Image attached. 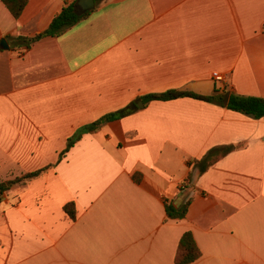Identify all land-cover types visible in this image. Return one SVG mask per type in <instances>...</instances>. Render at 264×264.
Wrapping results in <instances>:
<instances>
[{"label": "crops", "instance_id": "0c3cea01", "mask_svg": "<svg viewBox=\"0 0 264 264\" xmlns=\"http://www.w3.org/2000/svg\"><path fill=\"white\" fill-rule=\"evenodd\" d=\"M78 1L27 0L16 19L0 0V181L50 168L1 198L0 264H176L187 232L192 264H264V118L139 101L63 156L81 127L150 94L264 98V0H95L60 37L17 44ZM166 201H191L186 218Z\"/></svg>", "mask_w": 264, "mask_h": 264}, {"label": "trees", "instance_id": "16d2710c", "mask_svg": "<svg viewBox=\"0 0 264 264\" xmlns=\"http://www.w3.org/2000/svg\"><path fill=\"white\" fill-rule=\"evenodd\" d=\"M6 7L11 11L13 16L18 19L25 7L27 6V0H2ZM91 11L86 13H80L77 8V3L67 5L63 11L54 18L48 30L38 34L33 37H23L19 36L16 38L17 44H23L26 48H29L32 44L47 38V37H60L67 30L76 26L79 22L86 19L90 15ZM181 98H193L201 100L207 103L216 104L221 107H224L228 110L238 112L249 116L253 119L260 120L264 118V98L261 97H251V96H240L236 94L228 93L218 95L214 94L213 96H202L192 92L180 91V90H169L163 93H155L147 95L137 102H133L128 107L119 110L114 113H110L102 117L101 119L81 127L77 132L68 140V145L63 153V156L70 151L71 148L78 143L83 135L96 132L102 124L106 122H112L126 118L137 111L138 102L142 101L144 104H148L152 101H172ZM236 147H222L213 149L209 154L201 161L196 162V167L199 169L200 173L203 174L207 171L219 158L229 154ZM50 168H44L35 172L27 173L22 177H18L14 180L0 181V200L1 198L12 190L17 185H25L31 180L39 177L45 171ZM135 180H139V177L136 176ZM191 201H188L182 206H175L173 203L166 201L165 209L168 217L173 220H183L186 218L189 206ZM65 212L71 217V219H76V210L73 203L65 206ZM202 256L201 250L199 249L194 236L192 233L187 232L183 235L179 248L176 255V264H192L199 260Z\"/></svg>", "mask_w": 264, "mask_h": 264}, {"label": "water", "instance_id": "95a60500", "mask_svg": "<svg viewBox=\"0 0 264 264\" xmlns=\"http://www.w3.org/2000/svg\"><path fill=\"white\" fill-rule=\"evenodd\" d=\"M96 6L95 0H79L77 2V8L80 13H86L91 10H93ZM1 48L2 49H8L7 42L6 40H3L1 43ZM144 104L141 102L140 108H143Z\"/></svg>", "mask_w": 264, "mask_h": 264}, {"label": "built area", "instance_id": "2783aa9c", "mask_svg": "<svg viewBox=\"0 0 264 264\" xmlns=\"http://www.w3.org/2000/svg\"><path fill=\"white\" fill-rule=\"evenodd\" d=\"M215 80H216L217 82H223V81H224V77H223L222 75H216V76H215Z\"/></svg>", "mask_w": 264, "mask_h": 264}]
</instances>
